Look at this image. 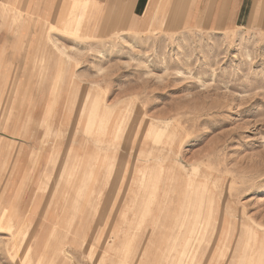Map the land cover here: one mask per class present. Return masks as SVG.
I'll return each mask as SVG.
<instances>
[{
	"label": "rangeland",
	"instance_id": "rangeland-1",
	"mask_svg": "<svg viewBox=\"0 0 264 264\" xmlns=\"http://www.w3.org/2000/svg\"><path fill=\"white\" fill-rule=\"evenodd\" d=\"M92 1L0 0V193L22 190L25 220L0 233V264H168L167 205L188 176L218 191L217 228L235 225L229 251L212 249L228 263L240 223L264 225L263 0H171L167 14V0H97L90 26ZM73 10L70 35L46 22ZM48 92L61 136L42 127ZM96 101L93 129L119 143L106 153L84 132Z\"/></svg>",
	"mask_w": 264,
	"mask_h": 264
},
{
	"label": "bare ground",
	"instance_id": "bare-ground-1",
	"mask_svg": "<svg viewBox=\"0 0 264 264\" xmlns=\"http://www.w3.org/2000/svg\"><path fill=\"white\" fill-rule=\"evenodd\" d=\"M170 1L171 0H167L168 5L166 7V14L168 12L167 10H168L169 5L171 3ZM79 2L80 1H78V0H74L73 7L75 8L76 3H79ZM91 3H93V1ZM110 3L113 4V0H110ZM99 10H100L99 4H97V2L94 1L93 8L91 9V12L89 14V22H91L90 26H92L97 15L99 14V12H100ZM166 14H165V17H166ZM73 18H74L73 12L71 11L67 15L65 20H64V18L60 20V25L62 26V25L69 23V22L73 23L74 22ZM83 18H82V20H83ZM135 18L137 19V18H139V16H136ZM76 21H79L78 16L76 18ZM46 22H49L51 24V29L53 31L58 30L60 33H66L68 35L75 32L74 31V32H71L69 34L68 31L64 30L63 28H58V25L50 22L49 20H46ZM76 24H77V22H76ZM78 28L79 27H77V29ZM58 66H60L59 60L56 61V67H58ZM53 76L55 78L57 77V75L55 73H53ZM49 95H52V93L49 94V92H48V95L46 97V102L44 104L45 105L44 119H43L44 122L42 125V127L44 126V128L46 129V132L48 133V135L50 133L53 134L54 132L57 133V131H59V129L55 130L56 125H54L53 116L57 112L58 106L62 104L59 101H49V98L51 97ZM96 102L93 103L94 105L91 108V116L89 118V122L86 125V128L84 129V132L86 135L91 136L94 145L97 146L98 148L100 147V151L102 153H106L110 146L116 147V146H119V143L118 142L116 143V142L108 139L109 135L115 136V139H117V134H115L112 131H109L106 134L107 137L105 139H101V140L99 139V135L103 131V126H99L98 128H96L97 130L93 129L94 128V122H95L94 120L96 119L97 112H98V102L97 103ZM62 113H63V111H62ZM32 115L34 116V113H32ZM81 120L82 119H80V121L78 122L79 126L82 124ZM35 125H36L35 120L31 119L30 120V126H35ZM50 128H52V129H50ZM31 131H33V130H31ZM59 133H60V131H59ZM61 134L62 133H60V136H61ZM124 147L125 146H123V148ZM126 150H128V148ZM173 152L174 151H172L170 153H173ZM69 153H71V155L69 156L70 157L69 162L70 163L77 162L78 165L80 166L81 160H78L79 157H73L72 156L74 153V149H72L71 151H68V154ZM171 155H173V154H171ZM151 156H153V158L151 157L153 159V161H154V159L156 160V156H155V158H154V155H151ZM157 157L159 158L158 161L159 160L163 161V159H164V155L162 153L160 154V156H157ZM91 158H92V156H91ZM166 160H169V158ZM8 162H9V160H8ZM147 162H150V161L147 160ZM175 162L179 166V163L177 161H175ZM147 164H148V166L144 167L145 169H148L150 167V165H149L150 163H147ZM94 166H95V164H93L92 170L96 167V166L95 167ZM179 167L184 172H186L185 168H183L181 166H179ZM150 175H151V173H150ZM150 175H148V173H146L144 176V181L152 182L154 179L156 180L158 178L157 175L155 177H152L153 174L151 176ZM94 176H95V172L93 171L91 177H94ZM168 176L167 175L165 176V177H167V182L169 180H171V179H168ZM172 179H174V178H172ZM194 180L195 179L188 176L187 182L183 181L182 183H179L178 184V190L173 192L174 201L172 202V204L175 202V206L172 205L169 208V206L167 205V262H168V264H174V263H176V264H216L217 261L219 262L221 260L219 259L218 256L213 255L212 249H218L220 251L223 249L229 251V249H230V244H231L232 237H233L232 231H233V228L235 227V225L233 223H231L230 221H228V223H227L226 219L223 218V220L219 222V226L217 228L218 224H216V221L218 218L219 207H220L219 203H218V196H219L218 191L216 190V188L214 189L212 183L209 181V182L205 183V186L202 187L201 191H199L198 187H197L194 189L193 192H191L188 187H190V185L192 184L191 181H194ZM156 181H157V183L159 182L158 180H156ZM185 183H186V185H185ZM162 185L164 187L165 183L162 182ZM9 186H10V188H8V186H7V189L4 190V192L2 194L0 193V206L3 207V208H1V211H0V233H3V231H5L6 229L11 230L12 225H13L12 222L15 221L14 217H20L21 218V222H20L19 226H23L24 221H25L21 210L18 209L20 206V201H22V196H21L22 190L21 189L17 190L11 195V193H12L11 187L13 186V184H10ZM168 190H170V189L167 188V201L172 199L171 198L172 192L168 191ZM39 200L41 201L42 199L39 198ZM39 200H37L36 203L41 204V202ZM54 200L56 201V200H58V198H56V196H54ZM140 205H141V203H139V206ZM37 206H39V205H37ZM5 207H7V210L5 212H8L10 215L5 214V212H4ZM146 209L147 210L145 212L148 214L151 211L150 205ZM168 209H170V210H168ZM230 217L232 218V216H230ZM240 224L242 227V231H243V228L248 229V231L246 232V234L245 233H243L241 235L239 234L238 245L236 246V249L233 250L234 252L231 253V258H229V261L226 264H264V225L261 226V225L257 224L255 221L251 222V220L248 223L243 221ZM216 229L219 232V235H218V242L219 243H217V244H219L220 246L216 245L215 247L210 249V252L208 250V248H209L208 247L207 248L208 253H204V248L202 246L206 243L207 244L209 243L208 245H211L210 244V242L212 240L211 235H214V233L216 232ZM173 233H174V235H173ZM17 237H18V235H17ZM175 238H176V240H175ZM241 242L244 243V247L240 245ZM120 245H121V243H120ZM120 245L118 244L117 249L120 248ZM29 246L30 245L28 242L27 247L30 248ZM92 254H91V256H92ZM38 257L40 258V262H41L44 259H47L48 256L41 253ZM221 257H225V256H221ZM53 258H55V257H53V256L51 258L49 257L50 260H53ZM175 260H177V262H174Z\"/></svg>",
	"mask_w": 264,
	"mask_h": 264
},
{
	"label": "crops",
	"instance_id": "crops-1",
	"mask_svg": "<svg viewBox=\"0 0 264 264\" xmlns=\"http://www.w3.org/2000/svg\"><path fill=\"white\" fill-rule=\"evenodd\" d=\"M78 1H80V0H78ZM97 1V0H96ZM103 1H105V0H103ZM114 1L115 0H113V4H114ZM205 1H207V0H205ZM148 3H149V0H142V1H140V6H139V8H138V11L139 10H141V7H142V4H143V10H145L146 8H147V5H148ZM263 3H264V0L262 1V6H263ZM98 4V3H97ZM207 4V3H206ZM76 8V7H75ZM164 9H166V8H164ZM128 13H129V11H127V14L126 15H128ZM125 15V16H126ZM195 15V14H194ZM73 17H75V19H76V17H77V15L74 13V10H73ZM72 18V17H71ZM47 20V19H46ZM73 20H74V18H73ZM50 21V20H49ZM75 25H76V20H74V22L73 23H66V24H64V25H62L61 27L60 26H58V28H63L64 30H66V31H68L69 32V34L71 33V32H74L75 31Z\"/></svg>",
	"mask_w": 264,
	"mask_h": 264
}]
</instances>
